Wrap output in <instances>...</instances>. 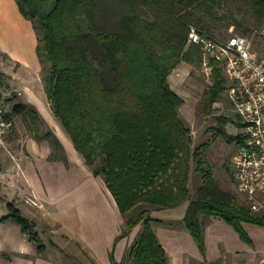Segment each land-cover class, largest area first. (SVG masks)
Wrapping results in <instances>:
<instances>
[{
  "label": "trees",
  "instance_id": "trees-1",
  "mask_svg": "<svg viewBox=\"0 0 264 264\" xmlns=\"http://www.w3.org/2000/svg\"><path fill=\"white\" fill-rule=\"evenodd\" d=\"M14 1L37 37L35 52L50 111L83 164L101 177L123 219L115 242L141 226L128 252L129 264L168 262L151 227L157 222L149 215L152 207L188 202L182 222L201 252L202 220L209 216L221 218L245 240L241 222L262 225V217L213 185L210 171L201 167V153L190 152V134L178 111L183 100L167 81L180 62L200 64V50L187 43V32L194 27L214 37L204 19L213 17L219 0ZM252 2L264 12V0ZM211 65V83L204 91L209 105L225 84L218 63ZM12 109L29 119L28 134L51 144L48 160L66 161L60 141L50 129L41 130L33 107L15 103ZM191 159L206 182L189 200ZM6 209L0 223L12 220L41 252L32 222L12 203ZM109 260L122 264L115 262L112 249Z\"/></svg>",
  "mask_w": 264,
  "mask_h": 264
},
{
  "label": "crops",
  "instance_id": "crops-1",
  "mask_svg": "<svg viewBox=\"0 0 264 264\" xmlns=\"http://www.w3.org/2000/svg\"><path fill=\"white\" fill-rule=\"evenodd\" d=\"M36 45L32 23L21 15L15 1L0 0V82L10 96L13 122L0 142V217L7 214L6 203H12L32 222L43 247L38 252L36 244L7 219L0 223V264H110L111 249L118 263L126 246L123 239L115 242L122 218L101 177L83 164L50 111ZM194 67L180 62L167 77L183 101L190 87L200 86L203 73L199 65ZM15 103L35 109L43 126L60 141L65 162L48 160L51 144L27 133L29 119L13 112ZM27 197L37 204H26ZM187 206L183 202L161 209V220L151 215L160 225L151 223L167 264H264V212L252 213L262 217V225L241 222L246 240L221 218L200 216L201 252L182 222Z\"/></svg>",
  "mask_w": 264,
  "mask_h": 264
},
{
  "label": "rangeland",
  "instance_id": "rangeland-1",
  "mask_svg": "<svg viewBox=\"0 0 264 264\" xmlns=\"http://www.w3.org/2000/svg\"><path fill=\"white\" fill-rule=\"evenodd\" d=\"M204 23L209 32L218 39H225L231 33L247 37L252 49L259 55H264V38L258 35V30L264 24V12H259L252 0H219L213 17L205 18ZM194 66L195 69H198V65ZM199 84L198 88H189V95L185 97V101L178 110L179 117L190 134V152L192 153L197 149L201 153L199 156L202 162L201 167L204 171H210V180L217 189L229 194L234 204L248 208L244 198L235 191L231 178L230 160L236 145L244 135V128L228 101V82L224 84L223 90L211 105L207 103L204 97L207 84L203 74L199 79ZM0 90L5 93L3 96L5 103H9L10 99L7 98L9 95L4 89V83L0 82ZM25 128L27 133H32L28 129V125ZM215 128L220 129L223 135L230 140H226L222 135H216L214 133ZM41 130H44V126ZM22 131L25 133L24 130ZM195 168L196 160L191 159L187 180L189 200L197 196L199 188L206 182L204 175L196 171ZM140 209L137 208L133 215ZM154 209V207L150 209L149 215L161 220V209ZM154 225L155 227L160 226L158 222H155ZM140 229L141 226L138 224L130 234L121 238L126 241L121 257L122 264H129L128 252L137 231Z\"/></svg>",
  "mask_w": 264,
  "mask_h": 264
},
{
  "label": "built area",
  "instance_id": "built-area-1",
  "mask_svg": "<svg viewBox=\"0 0 264 264\" xmlns=\"http://www.w3.org/2000/svg\"><path fill=\"white\" fill-rule=\"evenodd\" d=\"M258 35L264 38V24ZM187 43L200 50L199 68L207 86L211 83L212 61L218 63L228 82V101L244 128L230 160L234 189L251 213L264 212V55L252 49L247 37L236 33L218 39L190 27ZM3 96L0 90V142L13 128L10 105ZM24 202L37 204L29 197Z\"/></svg>",
  "mask_w": 264,
  "mask_h": 264
}]
</instances>
